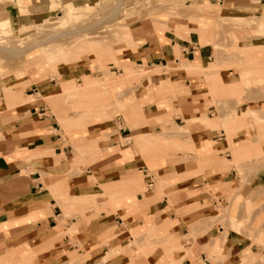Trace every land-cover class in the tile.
I'll list each match as a JSON object with an SVG mask.
<instances>
[{
  "label": "crops",
  "instance_id": "obj_1",
  "mask_svg": "<svg viewBox=\"0 0 264 264\" xmlns=\"http://www.w3.org/2000/svg\"><path fill=\"white\" fill-rule=\"evenodd\" d=\"M95 2L3 0L2 16L21 34ZM168 2L97 50L113 72L148 73L123 112L92 88L102 72L89 59L52 82L36 67L0 70V264H264V30L252 20L264 0ZM217 12L251 26L220 29ZM63 91L89 110L66 132L44 101ZM142 135L166 146L142 150Z\"/></svg>",
  "mask_w": 264,
  "mask_h": 264
},
{
  "label": "rangeland",
  "instance_id": "obj_2",
  "mask_svg": "<svg viewBox=\"0 0 264 264\" xmlns=\"http://www.w3.org/2000/svg\"><path fill=\"white\" fill-rule=\"evenodd\" d=\"M174 8L177 4L184 6L185 0H97L93 5H82V6H69L65 10H62L57 16L52 19H46L42 23L37 24L31 28L24 26V32L21 34H15L11 32V23L7 25L5 30H0V70L9 71L17 68H22L19 74H22L28 70L29 67H36L37 72L45 82H50L52 77H58V67L61 65H68L72 67L73 63L81 60L89 59L94 62L96 70L102 72V77H93L91 82L92 88H98L99 90L106 92L109 95L108 101L105 105L111 107L113 112H123L126 108L129 109L131 100H123L129 94L134 95L137 88H139V78L147 76L148 73L143 72L140 69L134 67H123L124 72H113L112 69L108 68L106 64L111 61L107 52L103 51V58L100 57L97 50L104 48L114 49L116 45L121 42L123 32L126 31L127 19L133 17H142L150 15L154 9V4H170ZM122 2V3H121ZM3 0H0V19L3 11ZM118 6V7H117ZM119 9L116 14H113L115 9ZM186 10L201 11L200 8L194 6L185 7ZM172 10H174L172 8ZM220 23L216 24L218 28H238L251 26V19L246 18H230L225 19L221 17L218 12L216 14ZM228 20V25H223ZM254 24L259 26L261 30H264V13L262 16L252 18ZM96 25V26H94ZM78 30L81 32H78ZM71 31V33H68ZM73 31H77L76 34ZM118 33V35H116ZM48 37H54L53 41L47 42L44 45L38 47L35 44L40 41H44ZM30 47V48H29ZM77 47H83L84 51L86 48L92 53L76 54ZM27 49L22 55L13 53L11 49ZM94 51V53H93ZM114 51V50H113ZM96 52V53H95ZM66 55V56H65ZM112 60H115L114 58ZM188 69H192L194 66L187 64ZM209 70V69H208ZM206 70V71H208ZM115 79V84L110 83L108 80ZM75 81V80H74ZM126 81V83H124ZM52 82V81H51ZM60 82V80H59ZM74 90L80 92V82L75 81ZM136 82L138 83L135 86ZM248 82V80H247ZM85 80L83 78L82 88ZM123 83V84H122ZM122 84V85H121ZM121 85V86H120ZM120 86V91L118 87ZM81 98L77 94H71L69 92H62V95L52 94V96L44 97L45 103L50 106V114L54 115L62 129L65 131L69 129V125L72 119L76 117L77 113H87L89 110L86 108L77 107V102ZM127 104V105H126ZM254 115L253 112H249ZM248 112H245L242 116H246ZM114 115V114H113ZM255 116V115H254ZM127 115L125 119H127ZM63 118V119H60ZM66 126H65V120ZM118 119V116H115ZM256 118V117H255ZM224 119L223 124H227ZM231 122V120H229ZM225 122V123H224ZM131 126V125H130ZM66 132V131H65ZM167 139L164 136L151 137L147 135L138 136L134 139V144L145 150L150 145L164 144L166 146ZM94 144V143H93ZM76 146V144H73ZM77 151L85 154L82 149H76ZM85 150H90L88 147ZM95 151L100 150L95 147ZM237 157H252L253 153L247 149L233 151ZM231 226L236 230L240 229L241 222H237L233 218L230 219ZM263 232V231H260Z\"/></svg>",
  "mask_w": 264,
  "mask_h": 264
},
{
  "label": "bare ground",
  "instance_id": "obj_3",
  "mask_svg": "<svg viewBox=\"0 0 264 264\" xmlns=\"http://www.w3.org/2000/svg\"><path fill=\"white\" fill-rule=\"evenodd\" d=\"M122 3V2H121ZM118 7V6H117ZM120 9V8H119ZM118 8L117 9H115V11H113V14H116V12L119 10ZM11 23V19L10 18H8V17H1V19H0V28H2L3 30H5L6 28H7V25L8 24H10ZM94 26H96V25H94ZM2 29H0V30H2ZM2 30V31H3ZM78 32H81V30L79 31L78 30ZM68 33H71V31H69ZM73 33L74 34H76L77 33V31H73ZM53 38L54 37H48L47 39H45L44 41H40L39 43H37V44H35V46H38V47H40V46H42V45H44L45 43H47V42H51V41H53ZM30 48V47H29ZM1 49V48H0ZM12 51H13V53H16V54H20V53H23L24 51H26L25 49H18V48H13V49H11ZM20 55H22V54H20Z\"/></svg>",
  "mask_w": 264,
  "mask_h": 264
}]
</instances>
